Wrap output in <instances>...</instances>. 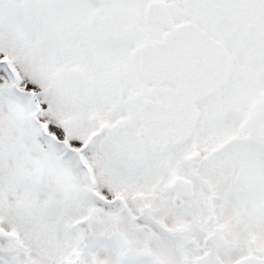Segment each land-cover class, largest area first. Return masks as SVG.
Segmentation results:
<instances>
[{"label":"snow or ice","instance_id":"1","mask_svg":"<svg viewBox=\"0 0 264 264\" xmlns=\"http://www.w3.org/2000/svg\"><path fill=\"white\" fill-rule=\"evenodd\" d=\"M0 264H264V0H0Z\"/></svg>","mask_w":264,"mask_h":264}]
</instances>
